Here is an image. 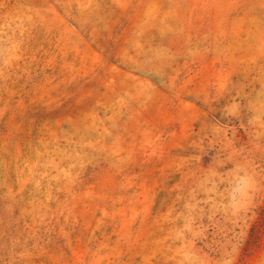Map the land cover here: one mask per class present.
Listing matches in <instances>:
<instances>
[{"label":"rangeland","instance_id":"rangeland-1","mask_svg":"<svg viewBox=\"0 0 264 264\" xmlns=\"http://www.w3.org/2000/svg\"><path fill=\"white\" fill-rule=\"evenodd\" d=\"M0 264H264V0H0Z\"/></svg>","mask_w":264,"mask_h":264}]
</instances>
